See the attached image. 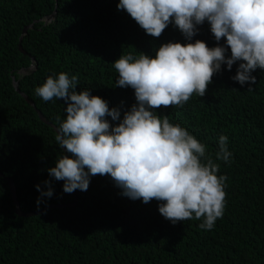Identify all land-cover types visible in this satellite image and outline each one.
I'll return each instance as SVG.
<instances>
[{
  "label": "trees",
  "instance_id": "trees-1",
  "mask_svg": "<svg viewBox=\"0 0 264 264\" xmlns=\"http://www.w3.org/2000/svg\"><path fill=\"white\" fill-rule=\"evenodd\" d=\"M118 2L0 0V264H264L262 69L252 73L256 83L248 91V83L230 78L239 62L230 71L222 65L203 97L194 93L183 108L156 109L207 145L218 174L228 177L224 216L212 230L199 227L202 219L173 225L159 213V201L122 195L109 175L92 176L86 191L71 194L63 191L64 181L49 176L57 159L70 155L55 139L67 105L45 102L36 87L62 71L76 75L75 91L90 89L123 119L136 99L130 86H115L113 63L129 53L154 56L168 42H189L172 23L159 37L146 34ZM197 28L191 42L224 44L207 21ZM221 135L233 153L229 163L216 159ZM9 180L19 211L30 215L16 212ZM46 180L50 198L36 188L47 191Z\"/></svg>",
  "mask_w": 264,
  "mask_h": 264
},
{
  "label": "clouds",
  "instance_id": "clouds-1",
  "mask_svg": "<svg viewBox=\"0 0 264 264\" xmlns=\"http://www.w3.org/2000/svg\"><path fill=\"white\" fill-rule=\"evenodd\" d=\"M117 9L146 34L159 37L172 23L189 42H168L154 56L129 53L113 63L115 86H130L136 99L123 119L119 109H110L90 89L75 91L76 75L62 71L36 87L45 102L63 99L67 105L55 139L70 155L59 157L48 174L64 181L63 191L69 194L86 191L92 176L109 175L122 195L145 204L159 201V213L173 225L202 219L199 227L210 231L224 216L228 177L218 174L220 166L206 154L207 145L156 109L183 108L194 93L203 97L222 65L230 71L239 62L230 78L253 89L252 73L264 70V0H119ZM205 21L217 42L226 38L224 44L209 48L204 41L191 42ZM218 148L216 159L229 163L233 153L226 135L219 137ZM44 183L47 191L36 188L50 198L51 182Z\"/></svg>",
  "mask_w": 264,
  "mask_h": 264
},
{
  "label": "water",
  "instance_id": "water-1",
  "mask_svg": "<svg viewBox=\"0 0 264 264\" xmlns=\"http://www.w3.org/2000/svg\"><path fill=\"white\" fill-rule=\"evenodd\" d=\"M26 30H24V32H25ZM14 85H15V88L17 89V85H16V83H14ZM26 100H27V97H25L24 95H22ZM31 105H32V103L31 102H29ZM39 117H40V119L42 120V121H44V122H46L45 121V119L43 118V116L41 115V114H39ZM47 123V122H46ZM1 176V175H0ZM9 185H10V188H11V191H12V193H13V199H14V204H15V206H16V212L19 214V215H22V216H28V215H30L31 213H28V214H25V213H21L20 211H19V209H18V204H17V202H16V199H15V194H14V187H13V183H12V181H10L9 180ZM52 207V206H51ZM39 213H41V212H39Z\"/></svg>",
  "mask_w": 264,
  "mask_h": 264
}]
</instances>
